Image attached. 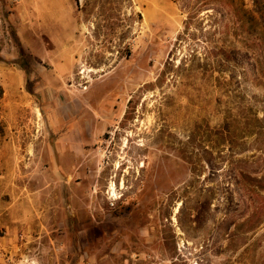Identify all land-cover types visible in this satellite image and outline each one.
Here are the masks:
<instances>
[{
	"label": "rangeland",
	"instance_id": "1",
	"mask_svg": "<svg viewBox=\"0 0 264 264\" xmlns=\"http://www.w3.org/2000/svg\"><path fill=\"white\" fill-rule=\"evenodd\" d=\"M244 6L0 0V264H263L230 233L264 185Z\"/></svg>",
	"mask_w": 264,
	"mask_h": 264
},
{
	"label": "trees",
	"instance_id": "2",
	"mask_svg": "<svg viewBox=\"0 0 264 264\" xmlns=\"http://www.w3.org/2000/svg\"><path fill=\"white\" fill-rule=\"evenodd\" d=\"M251 7H241L239 10L240 16L242 18V23L248 24L250 28H258L261 34L264 36V0H251ZM244 19V21H243ZM243 201L241 208L244 209L243 214H248L245 218L236 224V229L230 233L245 234L252 232V234H257V232L264 227V185L260 180H257L254 176L249 173L243 174ZM233 239L234 235H230ZM260 245V240L258 238L252 242L248 250L255 251ZM255 255L253 256L254 260ZM260 260L256 261L255 264H259ZM264 264V261H263Z\"/></svg>",
	"mask_w": 264,
	"mask_h": 264
},
{
	"label": "bare ground",
	"instance_id": "3",
	"mask_svg": "<svg viewBox=\"0 0 264 264\" xmlns=\"http://www.w3.org/2000/svg\"><path fill=\"white\" fill-rule=\"evenodd\" d=\"M85 19V18H84ZM85 28H87V26H85ZM89 33V32H88ZM39 112V111H38Z\"/></svg>",
	"mask_w": 264,
	"mask_h": 264
}]
</instances>
